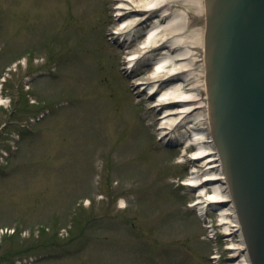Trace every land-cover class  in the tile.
I'll return each mask as SVG.
<instances>
[{"label": "rangeland", "instance_id": "obj_1", "mask_svg": "<svg viewBox=\"0 0 264 264\" xmlns=\"http://www.w3.org/2000/svg\"><path fill=\"white\" fill-rule=\"evenodd\" d=\"M171 4L201 42L202 6ZM112 7L0 0V73L16 64L4 85L0 148L21 136L0 168V264H213L215 252L217 263L232 264L241 258L227 248L237 233L223 234L217 205H204L205 220L191 206L203 193L184 185L195 175V147L158 138L163 109L148 88L132 89ZM203 47L195 58L201 97ZM154 62L139 61L138 69L150 66L142 76H153ZM27 81L33 103L19 95ZM36 113L43 117L29 133ZM83 199L89 204L78 205Z\"/></svg>", "mask_w": 264, "mask_h": 264}, {"label": "water", "instance_id": "obj_2", "mask_svg": "<svg viewBox=\"0 0 264 264\" xmlns=\"http://www.w3.org/2000/svg\"><path fill=\"white\" fill-rule=\"evenodd\" d=\"M211 136L251 264H264V0H204Z\"/></svg>", "mask_w": 264, "mask_h": 264}, {"label": "bare ground", "instance_id": "obj_3", "mask_svg": "<svg viewBox=\"0 0 264 264\" xmlns=\"http://www.w3.org/2000/svg\"><path fill=\"white\" fill-rule=\"evenodd\" d=\"M109 2L113 3L110 15H116V20L120 23V27L116 28L118 31L111 34L123 39L122 47L125 48L127 55L125 70L133 76L131 82L137 85V92L141 87L152 90L153 94L158 90L161 92L160 97L152 104L163 109L162 115L158 116L164 120L163 125L159 126L160 133L171 142L180 141L195 147L189 158L196 163L197 168L192 171L195 175L184 181L186 185L199 188L203 192L197 194L194 206L200 205L202 210L205 204L217 205L221 225H227L223 234L229 237L232 233H237L239 243L230 244L227 248L234 252L233 256L241 255V258L232 264H250L225 176L209 133L208 95L202 73L206 95L203 94L201 97L196 91L198 89L201 92L197 82L199 71L195 66V58L203 46H199L200 41H197L195 34L188 31V14L178 12V5L171 4L173 0H109ZM190 2L200 4L203 9L204 30L200 42L202 44L207 23L205 2L204 0ZM151 16H154V21L151 20L149 23ZM125 24L127 27L121 29ZM147 28L149 29L147 33H143ZM138 35L144 37V41L139 42L142 46L133 47V42L137 39L135 37ZM150 59H155L154 68H151L153 76H142V71L150 66L147 64L145 68L138 69L137 64L141 60ZM200 66L205 72L204 59ZM156 121L157 117L154 118V122ZM207 186L210 190L205 189Z\"/></svg>", "mask_w": 264, "mask_h": 264}]
</instances>
